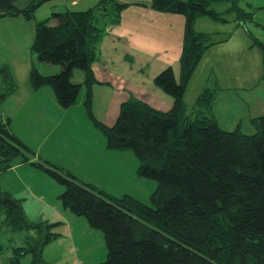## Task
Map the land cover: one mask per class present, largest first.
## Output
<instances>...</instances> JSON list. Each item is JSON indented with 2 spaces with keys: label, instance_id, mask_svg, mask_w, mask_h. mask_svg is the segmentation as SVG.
Listing matches in <instances>:
<instances>
[{
  "label": "trees",
  "instance_id": "obj_1",
  "mask_svg": "<svg viewBox=\"0 0 264 264\" xmlns=\"http://www.w3.org/2000/svg\"><path fill=\"white\" fill-rule=\"evenodd\" d=\"M46 1L0 0V17L31 19ZM221 1L231 2L228 10L235 11L236 20L249 17L237 0H151L154 9L185 18L179 79L170 65L153 77L174 101L160 110L131 95L112 125L98 120L92 109L96 78L91 63L104 29L94 21L112 14L105 24L117 23L126 4L98 0L86 10L54 9L35 21L28 73L32 88L51 86L58 103L68 107L83 84L86 111L104 135L105 147L131 150L139 160L136 173L156 181L150 201L144 202L130 194L113 196L53 164H39L64 186L59 194L63 206L103 232L106 256L96 264H264V113L251 118V132L239 125L225 129L212 109L219 87H203L191 111L183 98L198 60L211 45L227 39V34L218 37V32L194 28L200 16L226 21L225 11L214 7ZM37 61L59 69L42 74ZM76 68L84 72L82 84L71 80ZM0 75L6 87L2 99L17 84L6 64H0ZM8 120L0 116V173L28 160ZM57 223L29 221L19 199L0 188V229L27 232L22 243L13 245L12 264L25 253L31 254L30 264H51L42 259V251L58 234Z\"/></svg>",
  "mask_w": 264,
  "mask_h": 264
},
{
  "label": "rangeland",
  "instance_id": "obj_2",
  "mask_svg": "<svg viewBox=\"0 0 264 264\" xmlns=\"http://www.w3.org/2000/svg\"><path fill=\"white\" fill-rule=\"evenodd\" d=\"M124 1L132 4L137 2L141 6L149 5L148 7L152 9L151 0ZM230 5L231 2L228 1L214 4L217 10L225 11L223 17L226 21L213 20L208 16H200L194 20L196 30L218 32V37L227 34V39L211 45L198 60L183 98L188 111H191L203 87H222L213 103V111L218 123L231 129L239 122L243 131L251 132L252 116L264 113V0H237V5L249 12V17H245L243 21L236 20L235 11L228 10ZM54 9L65 8L56 5ZM139 10L142 14L126 13L125 17L121 12L120 23L105 24L112 14H105L94 21V24L104 27L98 42L97 56L101 48H99L100 42L108 34V39L118 43L116 48L110 50L111 52L122 55L124 47L126 49L130 47L116 38L120 36L123 26L122 33L127 34L134 45L144 48H149L147 37L155 38L156 35V40L160 41L164 36L169 48L167 51L163 50L161 56L157 51L156 56H151L147 60L133 53L130 47L131 50H128L124 57H120L121 63L114 58L113 60L118 65L134 62L135 65L143 66L156 74L167 67V65L161 66L162 61L169 59L168 65L172 67L175 78L179 79V60L175 52L180 48L184 15L173 13L175 17L172 16L170 30L168 33H163L166 29H161L156 18L147 19V9ZM166 14L171 16L170 13ZM35 21L36 19L33 18L24 20L21 26L10 23L0 25V63H8L6 65L12 72L16 84L20 86L22 80L28 78L27 73H29L27 63L22 70L23 55L28 59V64L30 58L34 56L29 45L32 31L35 29ZM37 65L42 74L59 69V65L38 61ZM47 65L57 68L52 70ZM81 74L75 69L71 80L78 82L77 79L81 78ZM3 87V76L0 75V93L4 91ZM45 88L52 89L49 85ZM99 92L98 90L96 97L99 96ZM84 97V88L81 87L72 105L59 106L61 114L66 109L65 115L54 112L49 124H45L43 129L38 130L32 118L33 124L30 125V130L40 133L35 136L25 132L27 131V125L23 121L25 118L16 115V108H10L8 98L4 103L11 110L10 117L3 111L4 116H1L3 120L9 119L8 127L11 129L15 127L18 135L21 134L18 137L12 129L26 146L25 152L29 161L23 162V165L14 170L2 171L0 188L19 199L22 211L29 221L59 219L56 220L58 223L54 227L58 234L44 245L42 251V259L51 264H96L105 258L106 245L103 232L99 228L90 226L83 216L76 215L63 206L59 194L64 190V186L39 164L45 167L53 164L58 170L68 171L77 180L88 182L113 196L130 194L144 202H149L150 194L156 187L154 179L136 173L139 160L131 150L105 147V137L92 123L86 111ZM56 121L62 126L57 127ZM26 233L25 231L9 232L5 227L0 229V264H12L10 257L13 254V245L22 243ZM30 260V253L21 254L15 264H30Z\"/></svg>",
  "mask_w": 264,
  "mask_h": 264
},
{
  "label": "crops",
  "instance_id": "obj_3",
  "mask_svg": "<svg viewBox=\"0 0 264 264\" xmlns=\"http://www.w3.org/2000/svg\"><path fill=\"white\" fill-rule=\"evenodd\" d=\"M118 1L126 4L125 7L122 9L123 17L126 16V13H133V14L141 13L142 14V12L139 9H144V11H146L147 9L148 12L147 13L145 12L147 15L146 16L147 19L154 20L156 18L158 22L160 23L159 26L161 27V29L162 30L166 29V31L164 30L163 33L169 32L170 27H171V19H172L173 13L166 12V13H170L171 15V16H168V14H166L165 12L154 9L151 6V4H150V7L152 9L148 7L149 5L141 6L140 4H137V2H133L132 4L129 1H124V0H118ZM97 2L98 0H48L45 3H43L40 7L37 8V10L34 13L33 19L37 20V19L45 18L46 16L50 14L52 10H54V6L56 5L61 6L62 8H68L71 10H86L90 8L91 6L95 5ZM24 20L27 21L29 19H25L22 15L3 16V17H0V25L10 23L12 25L16 24L18 26H21L24 23L23 22ZM123 28H122V31H123ZM17 30H21V28L19 29L17 28ZM122 31L119 34L120 36L116 37L117 40L122 41L125 45H129L133 49V53H135L136 55L142 56L144 59L149 60L151 56H156L155 53L157 51L159 52V56H161L162 51L163 50L167 51L168 50L167 48H169L167 47V41L164 38V36L161 37L160 41L158 39L156 40V35H155V38L153 36L152 38L151 36L150 38L147 37V41L149 42V48H144L138 45H134L130 41V37L127 34L122 33ZM34 32H35V29L34 31H32V35H31L32 40L29 45L30 50H31V44L34 38ZM182 35H183V31H182L181 37ZM108 36L109 34L100 42L99 48L101 47L100 48L101 50L99 49L98 56H96L95 59L91 63V69L96 78V81L92 84V88H91L92 109H93L95 117L106 125H112L118 115L120 104L131 95L142 99L143 101L147 102L148 104H150L152 107L156 109H160V110L169 109L173 104V101H174L173 97H171L169 94L164 92L160 87H158L153 82V77L155 75L154 71H148L143 66L140 67L139 65H135L134 62L122 63L120 65L115 63L113 58L116 59L119 63H121V61L119 60L120 57H124V55H126L128 50L130 51L131 48L129 47L128 49H126L124 47L122 55L111 52L110 50L113 48H116L118 43L117 42L114 43L112 40L108 39ZM107 42H109V44H107ZM181 45H182V38H181V43L179 45L180 48L179 50L175 52L178 55V60H179V56L181 52ZM101 56L102 58H100ZM31 59L32 58H30L29 64H28V61H27L28 59L26 58L25 55H23L22 70H24L26 63H27V70L29 71L31 67ZM0 64H8V63L1 62ZM168 64H169V59H166L162 61L161 66H165ZM48 67L49 69H52V70L57 68L56 66H48ZM78 70L82 73L81 78L77 79L78 82L76 81H73V82L82 84L84 81V72L80 69ZM10 73L13 77V74L11 71ZM74 73H75V69L72 72V76L74 75ZM45 87L46 86L44 87L42 86L38 89L32 88L28 78L26 80H22L21 86L17 83L16 90L10 93V96L8 94L5 98L0 99V116H4L3 114L4 112L6 116L10 117L11 110H9L8 105L7 104L5 105L4 103L5 100L8 98L10 100V105H9L10 108L17 109L16 115L24 116L25 119L23 121L25 125H27V131L25 132L27 134L34 135V136L36 134L37 135L40 134L39 131L33 132L32 130H30L31 129L30 125L33 124L32 118L34 119L36 125L38 126V130H39L41 128L43 129L45 124H49L50 117L53 115L54 112L61 114V108L59 107L60 104L58 103L56 99L53 89L50 88L51 90H49L48 88H45ZM81 87L84 88V94L86 95V88L84 87L83 84L81 85ZM104 87H109L108 88L109 90ZM219 88H220L219 91L223 89L222 87H219ZM3 89L4 91L6 90L5 85ZM98 90L100 91L99 96L96 97ZM100 102H102L101 106H100ZM64 110L66 111V109ZM65 111L61 115H65L66 113ZM7 112L9 115H7ZM256 115H253V116H256ZM214 116L216 118L215 113H214ZM236 125H239V122ZM56 126L60 127L62 125L58 121H56ZM12 129L13 131L16 132L18 137L21 136V134L18 135L15 127H12ZM12 129L10 127L11 131ZM225 129H228V128H225ZM28 161L29 160H26V162ZM23 162H16L14 165L9 167L7 170H14L16 168H19L21 165H23ZM51 220L52 221H49L47 219L46 221L54 222L59 219H51Z\"/></svg>",
  "mask_w": 264,
  "mask_h": 264
}]
</instances>
